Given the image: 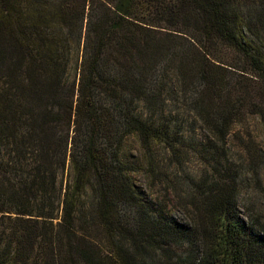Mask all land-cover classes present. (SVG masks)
<instances>
[{
	"label": "trees",
	"instance_id": "1",
	"mask_svg": "<svg viewBox=\"0 0 264 264\" xmlns=\"http://www.w3.org/2000/svg\"><path fill=\"white\" fill-rule=\"evenodd\" d=\"M248 112L264 0H0V264H264L236 187L165 218L126 150L137 134L157 177L155 143L200 123L225 143Z\"/></svg>",
	"mask_w": 264,
	"mask_h": 264
},
{
	"label": "rangeland",
	"instance_id": "2",
	"mask_svg": "<svg viewBox=\"0 0 264 264\" xmlns=\"http://www.w3.org/2000/svg\"><path fill=\"white\" fill-rule=\"evenodd\" d=\"M208 130L207 124L200 123L196 131L185 129L176 134L175 146L155 143L157 177L148 168L140 137L129 136L126 150L138 164L132 172L136 183L163 217L173 216L191 226L201 221L212 193L234 186L243 217L263 227L264 189L257 187L253 167L264 158V119L259 113L241 115L225 143L213 135V141L208 140ZM202 138L207 141L200 142Z\"/></svg>",
	"mask_w": 264,
	"mask_h": 264
}]
</instances>
